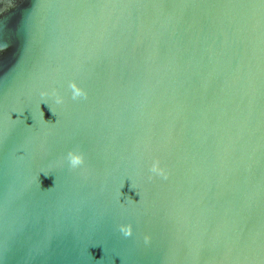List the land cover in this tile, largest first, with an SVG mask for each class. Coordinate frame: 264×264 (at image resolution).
Segmentation results:
<instances>
[{
  "label": "water",
  "instance_id": "water-1",
  "mask_svg": "<svg viewBox=\"0 0 264 264\" xmlns=\"http://www.w3.org/2000/svg\"><path fill=\"white\" fill-rule=\"evenodd\" d=\"M256 2L0 0V264H264Z\"/></svg>",
  "mask_w": 264,
  "mask_h": 264
},
{
  "label": "clouds",
  "instance_id": "clouds-1",
  "mask_svg": "<svg viewBox=\"0 0 264 264\" xmlns=\"http://www.w3.org/2000/svg\"><path fill=\"white\" fill-rule=\"evenodd\" d=\"M66 84V93H70V98L73 101L87 98V92L83 87H81L74 78H69L59 82L57 88L51 90H41L39 92V104L45 105L50 110L53 116H57L56 106H62L65 104V93L60 91V88H63ZM51 101V103H50ZM63 162L67 165L70 170L81 169L85 166V155L79 149L68 150L63 157ZM148 172L152 175L148 176V179L151 180L153 176L162 177L167 179L164 171L159 168V160L153 159L148 167ZM132 185H135L133 182ZM136 186V185H135ZM124 185L121 183V188ZM131 202V201H129ZM119 232L125 237H131L133 235V226L132 224H121L119 225ZM150 242V237H144V243L148 244Z\"/></svg>",
  "mask_w": 264,
  "mask_h": 264
},
{
  "label": "snow or ice",
  "instance_id": "snow-or-ice-1",
  "mask_svg": "<svg viewBox=\"0 0 264 264\" xmlns=\"http://www.w3.org/2000/svg\"><path fill=\"white\" fill-rule=\"evenodd\" d=\"M261 8H264V0H258L256 2ZM245 6L252 5L255 3H242ZM73 7L76 4H72ZM15 24L11 20L0 21V57L6 55L14 45L15 38Z\"/></svg>",
  "mask_w": 264,
  "mask_h": 264
}]
</instances>
